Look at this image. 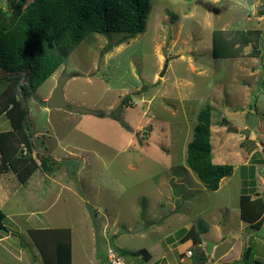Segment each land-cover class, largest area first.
Segmentation results:
<instances>
[{"label": "rangeland", "instance_id": "374dc122", "mask_svg": "<svg viewBox=\"0 0 264 264\" xmlns=\"http://www.w3.org/2000/svg\"><path fill=\"white\" fill-rule=\"evenodd\" d=\"M149 1L143 33L121 45L123 34L87 33L27 100L32 147H18L17 156L37 163L39 154L59 158L46 174L59 184L42 170L27 188L14 179L17 187L0 209L8 228L0 231V264H44L32 237L44 227L58 231L43 236L49 245L69 231L73 264H104L98 237L102 258L112 247L148 251L154 262L166 254L179 259L177 246L172 251L169 245L177 231L192 227L202 232L207 249L218 245L207 255L214 264H264V224L252 229L240 218L244 187L264 198V0ZM13 2L0 0V9L12 12ZM215 30L259 31L261 40L240 46L237 58L218 59L212 55ZM253 47L262 50L260 57H253ZM63 73L73 75L63 88L66 101L104 117L48 107ZM14 89L0 84L5 100ZM207 104L213 109V162L234 167L217 191L208 190L186 162L198 113ZM10 128L2 116L0 132ZM245 129L248 137L233 131ZM191 249L199 255L198 246Z\"/></svg>", "mask_w": 264, "mask_h": 264}, {"label": "trees", "instance_id": "16d2710c", "mask_svg": "<svg viewBox=\"0 0 264 264\" xmlns=\"http://www.w3.org/2000/svg\"><path fill=\"white\" fill-rule=\"evenodd\" d=\"M11 10L12 12H7L0 9V70L19 75L2 78L0 84L8 82L13 85V92L19 94L20 99L16 93L7 100L5 92L0 94V116L5 114L13 129L12 132L0 133V173L11 169L17 173L21 183H26L31 173L23 174L19 171L18 165L24 160L17 157V148L20 143L25 147H32L33 136L28 123L27 100L57 71L87 33L105 36L112 33L123 34L124 38L119 40L118 45L143 33L151 4L149 0H14ZM262 13L264 14V7ZM212 36V55L218 59L237 58L241 54L240 46L247 47L254 40H261V32L249 30L234 33L215 30ZM252 49L253 57H260L262 50L259 47ZM2 95L5 100L3 104ZM127 97L125 101L129 99ZM212 112L209 104L199 111L197 124L193 128V138L187 145L186 162L208 190L217 191L221 181L233 175L234 167L213 162ZM120 115L112 112L110 117L123 122ZM226 123L225 119L222 120V125ZM16 134L20 137L19 140ZM12 152L16 156L13 157ZM37 156L38 164L31 156L25 158L35 161L32 164L33 170L39 168L49 175L58 167L59 162L50 156ZM240 218L252 229H261L264 224V198H253L246 187L240 196ZM5 219L6 215L0 210V231L8 233ZM52 232L57 235L58 231L38 230L36 234H32L45 264H71L72 243L69 231L63 230L67 234L66 238L54 245L43 242V236L47 237ZM201 234L202 232H196L193 227L186 233L185 240H192L194 246L199 248L198 256L195 249H191L193 255L190 258L193 264L208 262L206 251L199 247L202 244ZM97 239V256L107 264L106 258L100 255L99 240L102 238ZM251 250V247L246 249L244 260L250 256ZM121 252L138 258L144 264L150 260V253L145 250Z\"/></svg>", "mask_w": 264, "mask_h": 264}, {"label": "crops", "instance_id": "0c3cea01", "mask_svg": "<svg viewBox=\"0 0 264 264\" xmlns=\"http://www.w3.org/2000/svg\"><path fill=\"white\" fill-rule=\"evenodd\" d=\"M2 116H5L6 117V115L5 114H3V115H1L0 116V118H2ZM84 116V115H83ZM6 119L8 120V118L6 117ZM9 121V120H8ZM10 122V121H9ZM11 124V123H10ZM13 131V129H12V126H11V128L10 129H8V130H6V131H4V132H12ZM0 133H3V132H0ZM16 137H17V140H19L20 139V137L16 134L15 135ZM24 144H19V148L20 147H22ZM14 153L12 152V155H13ZM26 154V153H25ZM32 154L33 155H36V154H38L35 150H33L32 151ZM0 156H1V154H0ZM14 156H16V155H13V157ZM48 156H50L53 160H55V161H57V162H60L61 160L58 158V159H56L55 157H52L51 155H48ZM18 157V156H17ZM22 158V157H21ZM24 161L22 162V163H20L19 165H18V167H19V171L20 172H23V174H29V173H31L30 174V177H29V179L26 181V183H21L20 182V185H21V187H23V188H25V186H26V188H27V186L30 184V181L32 180V178L34 177V175L36 174V172H38V171H40L41 169H32V164L35 162L34 160H31V161H29V159H25V158H22ZM2 163V160H0V164ZM39 163V162H38ZM37 163V164H38ZM10 172H12L13 174H12V177L11 178H9V179H7L5 176L6 175H10ZM40 173H41V171H40ZM43 173V172H42ZM44 177H45V179L46 180H51L54 184H59V181L57 180V178L55 177V176H48V175H46V174H44ZM14 179H18V181H19V178H18V176H17V173L15 172V171H13V170H7V171H5V172H3V173H0V209L3 207V205L5 204V202L7 201V200H9V198H10V196H9V193H10V190L12 191V186H13V188H16L17 187V184H15V183H13L14 182ZM41 183H42V181H41ZM38 185V183L36 184V186ZM58 186H60V185H58ZM15 192V191H14ZM45 228V227H44ZM44 228H38L37 230H44ZM188 230H190L189 228L187 229V228H184V229H181V230H179V231H177L176 232V235H177V239L176 240H174V239H172V243H171V245H169L170 246V250H172L173 251V249L172 248H174L175 246H177L176 247V249L178 250V253H179V256H180V258L179 259H177V258H170V256L169 255H162V257H161V259H159V260H157V261H153V256L150 254V260L147 262V263H145V264H155V263H157V264H162V262L161 261H167L169 264H182L183 262H184V260L186 259V258H188L189 256H187V252L188 251H192L191 250V248H193V246H194V244H193V241L192 240H185V237H186V233H187V231ZM202 235V234H201ZM173 236H172V234H170V236L169 237H167L166 239H169V238H172ZM184 239V240H183ZM230 239V237H226V238H224L223 240L224 241H228ZM174 240V241H173ZM208 242V241H207ZM207 242L206 243H203L202 242V244H200V248H202L203 250H205L206 251V254L208 255L209 254V252H208V249H207ZM204 244H205V246H204ZM218 245L215 243V245L213 246V251H212V253L214 252V249L217 247ZM236 246V245H235ZM148 252V251H147ZM231 252H232V249L230 250V252L225 256V257H222V258H226V257H229L228 255L229 254H231ZM150 253V252H149ZM211 253V254H212ZM210 254V255H211ZM193 255V254H192ZM209 255V256H210ZM238 257H235V259H237ZM42 261H43V263L45 264V262H44V259H43V256H42ZM214 261H212L211 260V257H209V260H208V262H207V264H214L213 263ZM71 264H73V247H72V263Z\"/></svg>", "mask_w": 264, "mask_h": 264}, {"label": "water", "instance_id": "95a60500", "mask_svg": "<svg viewBox=\"0 0 264 264\" xmlns=\"http://www.w3.org/2000/svg\"><path fill=\"white\" fill-rule=\"evenodd\" d=\"M19 74H16L14 72L11 71H7V70H0V79L5 78V77H15L18 76ZM164 75V72L161 74V76ZM73 77V75H66L65 73L61 74L58 83H57V88L54 90V92L52 93L51 97L48 99L47 105L50 108H54V109H61L64 111H67L69 113L72 114H80V115H93L96 117H104L106 114L102 111H96V110H91V109H87L84 107H80V106H75L72 105L70 103H68L65 99V95H64V91L63 88L66 84V82ZM235 133H240L241 135H244L246 137H248L250 135V130L245 129L243 131H237V130H233ZM123 232V230L119 231V234H121ZM215 244L214 243H208V252L209 254L212 253L213 251V246ZM183 264H193V261L191 258H186L185 261L183 262Z\"/></svg>", "mask_w": 264, "mask_h": 264}, {"label": "built area", "instance_id": "2783aa9c", "mask_svg": "<svg viewBox=\"0 0 264 264\" xmlns=\"http://www.w3.org/2000/svg\"><path fill=\"white\" fill-rule=\"evenodd\" d=\"M192 252L188 251L187 256H191ZM107 264H133L130 262L129 257L123 254L120 250L112 247L107 249Z\"/></svg>", "mask_w": 264, "mask_h": 264}, {"label": "clouds", "instance_id": "9594fccd", "mask_svg": "<svg viewBox=\"0 0 264 264\" xmlns=\"http://www.w3.org/2000/svg\"><path fill=\"white\" fill-rule=\"evenodd\" d=\"M121 251V250H120ZM188 258H190V257H188ZM185 261V260H184ZM183 264V263H182Z\"/></svg>", "mask_w": 264, "mask_h": 264}]
</instances>
